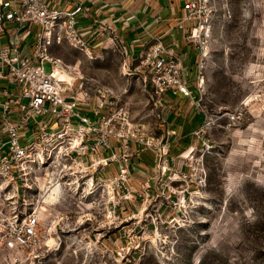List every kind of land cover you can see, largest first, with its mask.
Instances as JSON below:
<instances>
[{
	"label": "rangeland",
	"instance_id": "374dc122",
	"mask_svg": "<svg viewBox=\"0 0 264 264\" xmlns=\"http://www.w3.org/2000/svg\"><path fill=\"white\" fill-rule=\"evenodd\" d=\"M209 8L205 87L194 122H168L176 134L168 138L165 176L153 175L148 150L134 160V201L105 204L97 192L59 188L41 203V243L5 248L0 241V264H264V0H212ZM51 53L90 95L111 90L140 134L163 138L165 123L135 63L125 64L117 49L99 58L65 42ZM185 70L193 85L196 66ZM107 210L115 215L106 218Z\"/></svg>",
	"mask_w": 264,
	"mask_h": 264
},
{
	"label": "built area",
	"instance_id": "2783aa9c",
	"mask_svg": "<svg viewBox=\"0 0 264 264\" xmlns=\"http://www.w3.org/2000/svg\"><path fill=\"white\" fill-rule=\"evenodd\" d=\"M85 1L69 10L46 0H0V35L6 23L13 24V36L27 25L36 27L27 51L16 42L0 45V241L5 248L41 243L43 192L54 185L74 193L97 192L101 202L119 205L136 198L134 160L155 152L153 175L162 179L173 159L168 138L175 130L162 139L140 134L129 109L107 91L95 93L89 106L93 97L77 81L78 73L52 55V48L65 42L86 50L76 15ZM211 1L184 0L176 25L189 28L186 40L199 50L194 80L199 97L205 87ZM136 65L154 105L165 92L193 96L183 58L161 38L151 40ZM59 71L72 79H62ZM142 188L149 189L148 182ZM114 215L115 210L103 214Z\"/></svg>",
	"mask_w": 264,
	"mask_h": 264
},
{
	"label": "crops",
	"instance_id": "0c3cea01",
	"mask_svg": "<svg viewBox=\"0 0 264 264\" xmlns=\"http://www.w3.org/2000/svg\"><path fill=\"white\" fill-rule=\"evenodd\" d=\"M46 1L61 9L74 10L80 0ZM183 3L184 0H86L76 12L77 29L88 44L83 52L87 55L95 53L99 58H106L107 53L117 49L122 54L125 64L134 62L136 69L138 56L153 38L159 37L164 44L175 49L181 55L186 67L192 65L197 69L196 59L199 56V50H197L198 55L191 54L190 49L197 48L186 40L189 28L179 29L176 27L183 15ZM12 29L13 24L6 23V31L0 35V45L16 42L22 51H27V46L34 39L36 27L32 25L22 27L17 36L11 34ZM77 81L79 82L80 79ZM189 83L193 91L192 97L165 92L154 105L147 94L152 109L165 123V133L168 131V122L171 125H178L177 123L182 119L192 120L196 117L193 103H195V97L198 94L194 84L192 85L190 81ZM84 90L89 94L88 90L85 88ZM96 91H107L113 94L108 88ZM78 94L84 96L83 91H79ZM91 96L93 99L90 100L89 106L95 100V94ZM184 101L190 105L185 110L182 109ZM192 122L194 121L192 120ZM152 154L154 155L150 154V156L155 161V152Z\"/></svg>",
	"mask_w": 264,
	"mask_h": 264
},
{
	"label": "bare ground",
	"instance_id": "6f19581e",
	"mask_svg": "<svg viewBox=\"0 0 264 264\" xmlns=\"http://www.w3.org/2000/svg\"><path fill=\"white\" fill-rule=\"evenodd\" d=\"M59 76L62 79H65V80H71L72 79L70 74L65 73V72L61 73V71H59ZM59 188H60V186H58V185H54L53 187L49 188V190H48L49 192L45 196V202L46 201H50L51 202V200L55 199L56 194H59L58 193L59 192ZM60 190H61V188H60Z\"/></svg>",
	"mask_w": 264,
	"mask_h": 264
}]
</instances>
